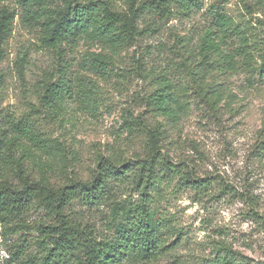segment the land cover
<instances>
[{"label": "rangeland", "instance_id": "374dc122", "mask_svg": "<svg viewBox=\"0 0 264 264\" xmlns=\"http://www.w3.org/2000/svg\"><path fill=\"white\" fill-rule=\"evenodd\" d=\"M108 1L125 11L139 0ZM218 1L203 0L201 7L176 10L157 23L145 24V17L132 45L121 50L96 24L86 26L72 50L44 47L38 32L24 29L18 18L6 39L2 107L31 114L38 129L60 143L59 151H47L17 137L11 163L3 168L0 161L6 175L21 168L31 179L59 187L88 179L103 156L135 165L144 136L129 135L123 116L142 113L147 93H168L170 115L156 117L165 149L194 179L209 183L202 190L177 179L163 182L159 208L177 233L168 231L166 253L126 264H197L222 241L264 264V0L223 3L233 21L226 37L211 15ZM6 4L15 7L14 0ZM46 80L70 86L58 108L42 96ZM76 209L98 225L106 213ZM21 220L17 234L0 236V264L25 239L27 252H35V228L49 221L36 204Z\"/></svg>", "mask_w": 264, "mask_h": 264}, {"label": "trees", "instance_id": "16d2710c", "mask_svg": "<svg viewBox=\"0 0 264 264\" xmlns=\"http://www.w3.org/2000/svg\"><path fill=\"white\" fill-rule=\"evenodd\" d=\"M227 1L219 0L210 9L215 25L225 37L232 32L233 22L223 11V3ZM6 2L0 0V63L5 58V42L16 18L24 29L37 31L39 40L48 49L68 46L72 50L86 26L96 24L115 49L121 50L132 45L139 33V22L146 21L145 17L149 19L145 24L157 23L176 10L199 8L203 0H139L125 11L116 10L108 0H14L15 7ZM247 53L246 59L250 56ZM4 82L5 74L0 69L3 168L13 160L16 139L20 136L47 151H59L60 143L39 130L31 114L17 116L4 110ZM70 93L69 84L63 80L44 82L42 96L50 108L54 105L58 108L59 102ZM168 100L165 89L158 88L141 98L145 106L142 113L128 112L123 116L122 128L129 135L144 136L142 155L138 154L135 165L119 166L103 156L88 179L59 187L31 179L21 168L6 175L0 166V236L17 234L22 217L34 204L49 220L35 228V252H27L29 244L25 239L15 245L14 251H8L2 264H126L150 261L166 253L170 247L163 246L167 233L177 230L159 208L164 195L161 185L177 179L180 184L190 183L203 190L209 183L207 178L194 179L189 170L171 160L165 149L164 132L156 117L170 115ZM76 206L87 210L103 208L106 213L98 225ZM197 264L253 263L222 241L214 254Z\"/></svg>", "mask_w": 264, "mask_h": 264}]
</instances>
